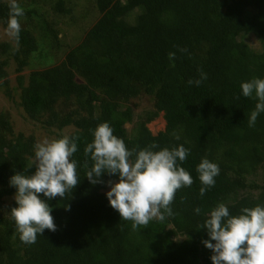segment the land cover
<instances>
[{
	"label": "trees",
	"instance_id": "16d2710c",
	"mask_svg": "<svg viewBox=\"0 0 264 264\" xmlns=\"http://www.w3.org/2000/svg\"><path fill=\"white\" fill-rule=\"evenodd\" d=\"M34 1L48 3L55 14L72 9L71 0ZM89 4L99 18L61 65L31 71L26 83L22 76L18 81L27 117L37 121L49 114L44 121L49 129H73L67 136L77 144L71 159L77 162L79 183L64 199L47 200L40 194L52 208L56 231L45 229L35 243H23L10 214L16 202L6 199L16 192L9 185L11 176L34 173L31 159L37 143L32 135L16 133L8 117L0 115V264H212L213 253L202 243L209 239L207 232L198 230L207 214L220 203L232 216L244 207L264 206V112L249 127L258 100L254 94L244 97L240 88L242 82L264 79V0H91ZM133 12L137 14L128 22ZM8 18L9 3L0 0V21L5 25ZM249 33L257 36L259 51L239 39ZM14 43L13 48L2 45L1 52L10 50L21 72L36 45L25 27ZM5 65L0 61V81L6 77ZM190 79L202 82L189 85ZM140 93L154 99V111H148L128 134L124 125L132 123L133 115L123 104ZM72 98L77 108L60 115L55 104ZM159 113L165 129L153 135L146 125ZM104 122L129 150L152 143L159 146L153 151L180 145L190 150L178 163L193 184L176 191L172 216L165 214L164 221L153 219L133 230L132 222L121 220L102 192L109 180H119L118 175L105 173L100 177L104 183L89 182L85 175L93 162L85 157L84 148L93 140L91 130ZM203 158L220 171L214 186L201 197L196 167ZM258 174L260 181L250 180Z\"/></svg>",
	"mask_w": 264,
	"mask_h": 264
},
{
	"label": "clouds",
	"instance_id": "9594fccd",
	"mask_svg": "<svg viewBox=\"0 0 264 264\" xmlns=\"http://www.w3.org/2000/svg\"><path fill=\"white\" fill-rule=\"evenodd\" d=\"M23 15L24 10L16 0H10L5 31L17 43L21 31L18 18ZM174 55L170 53L169 57ZM201 77L207 78L203 72ZM201 82V79H190L188 84L199 86ZM240 88L244 97L254 94L258 100L248 120L249 127H254L258 115L264 112V79L242 82ZM91 134L93 140L84 148V155L90 157L93 164L85 176L95 185L104 183L100 177L105 173L118 175V182H107L110 190L106 197L121 220L131 221L132 229L137 230L153 219L164 221L165 214L172 216L171 204L176 191L193 184L192 176L178 163L187 159L190 150L180 145L153 151L159 147L156 143L129 150L124 141L113 134L107 122L99 124ZM76 151L75 138L44 139L34 146L31 160L34 173L26 176L18 172L10 177L9 185L16 189L14 200L17 205L11 208L10 214L23 243H35L37 235H42L45 229L56 231L52 208L40 194L47 200L71 196L80 177L77 162L71 159ZM196 171L202 185L199 194L203 197L214 186L220 169L216 163L203 158ZM194 211L199 214L201 210L196 208ZM200 229L206 230L209 237L202 243L213 253L212 264H264V206L244 207L240 214L232 216L228 207L220 203L207 214L198 226Z\"/></svg>",
	"mask_w": 264,
	"mask_h": 264
},
{
	"label": "rangeland",
	"instance_id": "374dc122",
	"mask_svg": "<svg viewBox=\"0 0 264 264\" xmlns=\"http://www.w3.org/2000/svg\"><path fill=\"white\" fill-rule=\"evenodd\" d=\"M3 1L10 3V0ZM89 1L91 0H71L68 3L72 8L70 13L55 14L52 13L51 6L48 3H39L41 6L35 3L34 0H16L21 8L25 4L24 15L18 18L20 26L30 31L36 45V50L29 57L27 66L21 72L17 71V63L9 56L10 50L9 52H1L4 44L11 48L16 47V45L6 34L7 23L4 25V22L0 21V61L6 62L3 67L6 77L0 81V115L5 114L8 117L16 133L23 132L26 135H32L36 139V143L42 142L44 139H56L59 135L67 136L73 129L71 127L64 128L61 131H56L53 128L49 129L44 124V121L49 118V114L37 121L27 117L20 105L21 87H19L18 82L19 76H22L23 81L26 83V78L31 71L61 65L66 53L82 41L94 21L99 18L97 12L90 8ZM136 14L137 12H133L128 15L127 21L132 22V18ZM239 39L244 40L255 51L260 50V43L254 33L243 34L239 36ZM77 81H81V79L77 78ZM153 104L154 99L144 93H140L137 98L123 104L131 108L133 115L132 123L124 125L128 134L131 133L133 125L137 121L144 119L148 111H154ZM54 108L61 115V113L65 114L77 107L75 99L72 98L65 101L59 100ZM96 110L98 109H94V112ZM146 127L153 135L164 131L165 121L162 113H159L154 120L147 123ZM250 180L260 181V175L258 174L257 178ZM109 190L110 186L106 183L102 192L106 194ZM13 200L14 196H10L6 199V202L9 203Z\"/></svg>",
	"mask_w": 264,
	"mask_h": 264
}]
</instances>
